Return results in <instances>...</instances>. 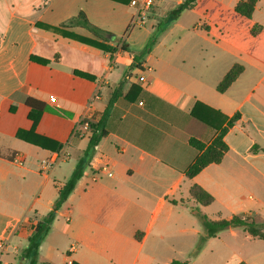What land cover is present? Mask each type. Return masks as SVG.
<instances>
[{
    "label": "crops",
    "instance_id": "crops-1",
    "mask_svg": "<svg viewBox=\"0 0 264 264\" xmlns=\"http://www.w3.org/2000/svg\"><path fill=\"white\" fill-rule=\"evenodd\" d=\"M183 1L156 3L145 23L150 37ZM241 1L197 0L168 25L177 38L157 41L139 70L132 66L134 53L150 37L140 50L130 48L137 43L129 32L136 15L130 2L0 0V264H30L29 239L88 145L84 121L100 120L119 84L122 97L110 113L108 135L57 212L37 264H258L230 242H254L242 229L225 230L198 250L204 229L192 213L198 208L212 221L244 216L264 223V0L251 18L236 13ZM188 12L199 17L191 26L180 23ZM80 14L106 32L114 53L44 28L100 41L76 22ZM33 55L50 62L34 63ZM234 66L242 73L220 93ZM28 98L45 104L35 133L62 143L61 151L17 136L33 128ZM223 129V160L188 178L200 154L189 140L208 145ZM17 155L24 166L13 162ZM57 156L50 171H41L42 161ZM194 187L213 202H197Z\"/></svg>",
    "mask_w": 264,
    "mask_h": 264
},
{
    "label": "trees",
    "instance_id": "trees-1",
    "mask_svg": "<svg viewBox=\"0 0 264 264\" xmlns=\"http://www.w3.org/2000/svg\"><path fill=\"white\" fill-rule=\"evenodd\" d=\"M111 1L119 2L123 4H128L130 2V0H111ZM196 2L197 0L183 1L181 4H179L175 9H173L169 13V15L164 20L163 24H161L160 26L167 27L173 21L178 19L184 11L192 9L196 5ZM257 2L258 0H243L236 5L235 11L236 13H238L243 17L251 18ZM76 22L79 25H82L83 27L91 30L94 33V35L99 38L100 41L87 39L81 36L70 35L67 32H63L60 28L49 27V26H44V28L62 33L65 37L74 38L82 43L96 47L106 53L112 54L116 51V48H113L105 43V39L107 35L106 32L89 23L84 14H80ZM252 33L253 34L257 33L256 27L252 29ZM156 42H157V38L153 37L141 51L134 53V61L132 64L133 68L142 70L140 63L143 60V58H145L147 55L150 54ZM30 60L40 65H48L50 62L48 59H44L35 55L31 56ZM242 71L243 68L241 66H234L218 85L217 87L218 91L220 93H224L229 88V86L237 79V77L242 73ZM74 74L75 76L81 77L83 79H87L90 81L95 80L94 76L84 73L82 71L75 70ZM133 88L134 86L132 87V89ZM120 97H122V84H119L118 87L115 89L106 109L102 113L100 120H98L97 122L84 121V122H88L89 130L91 133L89 137L88 145L84 151L83 156L81 157L76 168L74 169L70 179L65 184L59 187L58 198L54 202L52 210L42 221H40L36 225L35 233L29 239L28 248L25 250V257L30 260V264H37L39 247L41 246L46 235L49 233L51 226L56 218L57 212L65 204L71 193L75 190L77 183L83 177L84 171L90 163L92 154L96 146L101 142L103 138H105L108 135L107 123L110 117V113L115 103ZM126 98L128 99V95L126 96ZM26 105L30 108L28 118L29 120L32 121L33 128L30 132H25L20 130L17 136L19 138H22L26 142L34 144L44 150H48L52 152L61 151L64 146L62 143L35 133V128L38 125L43 115L45 104L41 101L28 98L26 100ZM238 118L239 116L236 115L229 122V126H231L234 122H236ZM226 131L227 129H223L220 132V134L213 140V142L208 145L194 138H191L189 140V144L193 146L195 149H197L200 152V154L195 160V162L188 169L187 171L188 178H193L197 176L209 165L219 164L223 160L225 153L228 151V146L224 141V135ZM27 134L33 135L35 140H31L30 138H28ZM191 195L197 202L201 204L209 205L213 202V197L199 187H194L191 191ZM192 213L195 217H197V219L200 221L204 229V235L200 239L198 250L201 249L203 244L209 238H215L221 232L228 229H242L243 231L248 232L253 236L257 234V225L248 222L246 217L244 216L242 217L234 216L227 220L212 221L208 218L207 215L203 214L198 208H193ZM171 264H188V263L174 260ZM241 264H246V263H241Z\"/></svg>",
    "mask_w": 264,
    "mask_h": 264
},
{
    "label": "rangeland",
    "instance_id": "rangeland-1",
    "mask_svg": "<svg viewBox=\"0 0 264 264\" xmlns=\"http://www.w3.org/2000/svg\"><path fill=\"white\" fill-rule=\"evenodd\" d=\"M198 18L199 17H197L194 12H188L183 16L180 23L191 26L192 24H195L199 20ZM163 22L164 20L159 21V24L155 26L154 31L151 34V37L149 36L150 35L149 31L151 30V26L149 24L147 25L145 24L144 26H134L131 24V27L129 28V32L133 30L135 31L134 37H136L137 43H133L130 48L133 50H140L144 46V43H146V40H148L149 37H150L149 41L153 37H156L157 41L159 42L165 41L167 43L169 41H173L174 39H176L177 36H176V32L173 30L174 28L171 27L168 28V26L167 27L160 26L161 24H163ZM172 30L174 32H172ZM165 45L166 44H163V46L161 47H164ZM82 133L83 132H79V135H81ZM246 219L248 222L257 225V234L254 236L255 237L254 242L250 244L244 238H240L236 241H230V242L232 244L237 245L239 250H241L245 254V256L247 255L250 257V255H252L258 264H264V223L260 219H258L257 221L253 220L250 217H246Z\"/></svg>",
    "mask_w": 264,
    "mask_h": 264
},
{
    "label": "built area",
    "instance_id": "built-area-1",
    "mask_svg": "<svg viewBox=\"0 0 264 264\" xmlns=\"http://www.w3.org/2000/svg\"><path fill=\"white\" fill-rule=\"evenodd\" d=\"M160 0H130V5L136 9V15L133 19L132 25L134 26H144L148 20V15L152 8L156 5ZM140 82H145L144 77H139ZM54 98H51V101H54ZM142 105V103H140ZM60 161V156H57L53 160H45L41 162V171L48 172L50 171L54 165H56ZM13 162L19 166H24L25 160L21 155H17L14 157ZM103 170H108V167H104ZM111 175V174H110Z\"/></svg>",
    "mask_w": 264,
    "mask_h": 264
}]
</instances>
